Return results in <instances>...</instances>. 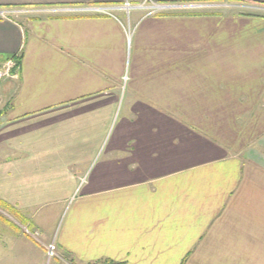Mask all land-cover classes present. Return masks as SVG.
<instances>
[{"label": "crops", "instance_id": "obj_1", "mask_svg": "<svg viewBox=\"0 0 264 264\" xmlns=\"http://www.w3.org/2000/svg\"><path fill=\"white\" fill-rule=\"evenodd\" d=\"M125 1L0 0L44 11L0 19V204L38 263L264 264V12L43 9Z\"/></svg>", "mask_w": 264, "mask_h": 264}, {"label": "built area", "instance_id": "obj_2", "mask_svg": "<svg viewBox=\"0 0 264 264\" xmlns=\"http://www.w3.org/2000/svg\"><path fill=\"white\" fill-rule=\"evenodd\" d=\"M135 9H147L148 14H158L162 12H184L193 13L202 10H224V9H236L242 12L246 11H261L264 12V7L252 6L246 4H240L239 2H213V3H182V4H159L151 3L148 0H144L140 4H133L129 0H126L122 4L115 5H89V6H75V7H54L52 9H46V12L52 13H77V14H89V15H104L117 18V13L120 11L130 15ZM32 14H39L44 12L41 9H31L27 11ZM23 13L21 10H3L0 8V19H11L13 15ZM18 65L15 59L7 60L0 69V79L11 74V70ZM49 260L57 255V245L54 242L49 243L47 246Z\"/></svg>", "mask_w": 264, "mask_h": 264}, {"label": "rangeland", "instance_id": "obj_3", "mask_svg": "<svg viewBox=\"0 0 264 264\" xmlns=\"http://www.w3.org/2000/svg\"><path fill=\"white\" fill-rule=\"evenodd\" d=\"M1 9L3 10L17 9L23 12L21 14H32L27 11H30L31 9H40V8L39 7H7V8H1ZM43 9H48V8H43ZM143 10L148 12L147 9H143ZM14 16L18 17L21 15L17 14V15H13V17ZM22 218H24V220H22ZM1 228H5L8 231V239H7L8 240V244H7L8 257L13 255L14 245L16 244V246H19L20 245L19 243H22V249L27 254V255L24 254V256L28 258L31 255H30V251H28L27 249L33 251V247H31L33 245H31L30 243H29L30 246H28V248L26 247L27 242H29L28 240L29 239L32 241L35 240L36 242L38 241L41 243L44 239L42 237L41 232L38 229L33 228L29 219L24 214L14 209L12 210L5 209L4 206L0 204V229ZM14 237H16V239ZM35 241L34 243L37 245L38 243H36ZM48 245H49V242L45 245V252H46L44 255L45 258L43 257L42 259L40 258L41 259L40 263L36 262L37 257L31 256V258H28V260L25 261L24 264H58L56 263V261H59L60 264H80L75 261H72L71 259H67L66 262L64 260H61L59 253H58V248H57V255L51 260H49L48 251H47Z\"/></svg>", "mask_w": 264, "mask_h": 264}, {"label": "trees", "instance_id": "obj_4", "mask_svg": "<svg viewBox=\"0 0 264 264\" xmlns=\"http://www.w3.org/2000/svg\"><path fill=\"white\" fill-rule=\"evenodd\" d=\"M1 205L4 206L5 209L12 210V208L8 205H4V204H1ZM22 220H24V218H22ZM111 264H114V263H111Z\"/></svg>", "mask_w": 264, "mask_h": 264}]
</instances>
